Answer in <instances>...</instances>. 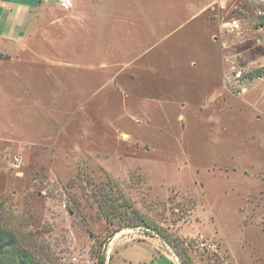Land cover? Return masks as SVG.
Returning <instances> with one entry per match:
<instances>
[{"label":"rangeland","instance_id":"rangeland-1","mask_svg":"<svg viewBox=\"0 0 264 264\" xmlns=\"http://www.w3.org/2000/svg\"><path fill=\"white\" fill-rule=\"evenodd\" d=\"M211 1H57L3 49L0 227L32 264H109L117 232L264 264V2Z\"/></svg>","mask_w":264,"mask_h":264},{"label":"crops","instance_id":"crops-1","mask_svg":"<svg viewBox=\"0 0 264 264\" xmlns=\"http://www.w3.org/2000/svg\"><path fill=\"white\" fill-rule=\"evenodd\" d=\"M58 0H0V56L26 37L42 10L52 9ZM121 3V0H113ZM212 4L209 0L201 9ZM121 6V5H120ZM111 26V31H116ZM117 232L109 246V264H181L163 248L160 238L144 236L125 238ZM167 245V244H165Z\"/></svg>","mask_w":264,"mask_h":264},{"label":"trees","instance_id":"trees-1","mask_svg":"<svg viewBox=\"0 0 264 264\" xmlns=\"http://www.w3.org/2000/svg\"><path fill=\"white\" fill-rule=\"evenodd\" d=\"M262 16L263 20L260 25L264 26V14ZM260 75L262 73L257 76ZM15 240L13 233L0 227V264H32L33 259L20 254L21 252L18 250ZM6 253L8 254L7 256H5Z\"/></svg>","mask_w":264,"mask_h":264},{"label":"built area","instance_id":"built-area-1","mask_svg":"<svg viewBox=\"0 0 264 264\" xmlns=\"http://www.w3.org/2000/svg\"><path fill=\"white\" fill-rule=\"evenodd\" d=\"M260 1H263L264 0H260ZM58 3L59 5L61 6V8L63 9H70L72 7V4H73V0H58ZM259 14L263 15L264 14V10L263 9H260ZM227 26L233 30V31H239L241 29V24H240V20L237 19V18H233L232 20H230L228 23H227ZM0 48H1V44H0ZM243 75V71H241L240 69H236L235 70V76H236V79H240ZM245 90V88L243 89V91ZM17 160H19V158H17ZM203 248H213L211 245L207 244L206 242H202L200 244ZM170 251H171V254L175 257V259L178 260V257L176 256V254L171 250V248H169Z\"/></svg>","mask_w":264,"mask_h":264}]
</instances>
